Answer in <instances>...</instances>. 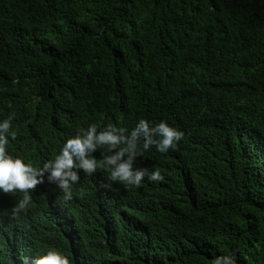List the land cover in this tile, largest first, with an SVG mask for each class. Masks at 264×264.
Wrapping results in <instances>:
<instances>
[{"label":"trees","instance_id":"trees-1","mask_svg":"<svg viewBox=\"0 0 264 264\" xmlns=\"http://www.w3.org/2000/svg\"><path fill=\"white\" fill-rule=\"evenodd\" d=\"M11 112L6 148L38 168L92 123L185 137L137 158L163 181L81 171L62 202L45 179L16 216L24 194L0 192V264L49 248L72 264H264V0H0Z\"/></svg>","mask_w":264,"mask_h":264},{"label":"clouds","instance_id":"clouds-1","mask_svg":"<svg viewBox=\"0 0 264 264\" xmlns=\"http://www.w3.org/2000/svg\"><path fill=\"white\" fill-rule=\"evenodd\" d=\"M14 117L15 112H11L0 120V192L24 194L12 207L13 216L26 209L31 199L30 190L45 179L60 190L62 202L72 199L73 186L79 182L81 171L92 175L100 169L107 173L110 184L119 182L125 187H139L145 177L148 181H163L159 168L138 167L137 158L153 147L162 154L176 150L185 137L183 130L167 120L153 122L142 118L130 130L111 123L103 127L92 123L78 129L53 159L38 168L9 154L6 148ZM12 136L14 138V133ZM98 150L102 155L100 160L94 156ZM20 264H72V260L65 252L49 248L31 257L22 256ZM211 264H237V261L234 254L221 253L214 255Z\"/></svg>","mask_w":264,"mask_h":264}]
</instances>
